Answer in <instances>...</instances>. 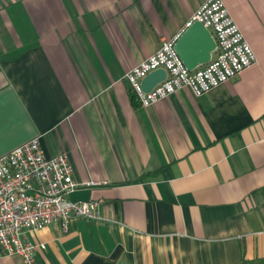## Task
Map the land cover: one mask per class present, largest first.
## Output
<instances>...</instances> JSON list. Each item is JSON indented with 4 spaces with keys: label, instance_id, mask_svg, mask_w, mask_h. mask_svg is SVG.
Instances as JSON below:
<instances>
[{
    "label": "crops",
    "instance_id": "1",
    "mask_svg": "<svg viewBox=\"0 0 264 264\" xmlns=\"http://www.w3.org/2000/svg\"><path fill=\"white\" fill-rule=\"evenodd\" d=\"M221 1L256 63L142 107L125 74L205 0H0V157L38 137L111 221L24 232L37 264H264V0Z\"/></svg>",
    "mask_w": 264,
    "mask_h": 264
},
{
    "label": "built area",
    "instance_id": "2",
    "mask_svg": "<svg viewBox=\"0 0 264 264\" xmlns=\"http://www.w3.org/2000/svg\"><path fill=\"white\" fill-rule=\"evenodd\" d=\"M193 22L201 23L215 43L210 61L188 71L174 50L177 38L162 42L153 55L124 76L142 107L151 106L184 88L194 96H202L256 63L255 54L221 0H205L187 27ZM156 70L165 72L164 80L144 93L141 81ZM79 187L73 180L67 156H45L38 137L1 156L0 258L17 255L24 264H37L35 253L45 246L26 242L23 239L26 231L57 225L66 232L73 219L111 222L100 212L101 201L70 199Z\"/></svg>",
    "mask_w": 264,
    "mask_h": 264
},
{
    "label": "water",
    "instance_id": "3",
    "mask_svg": "<svg viewBox=\"0 0 264 264\" xmlns=\"http://www.w3.org/2000/svg\"><path fill=\"white\" fill-rule=\"evenodd\" d=\"M215 43L207 29L199 22L191 23L176 39L174 50L180 61L188 71L210 61ZM165 78L163 70H156L148 74L141 81L144 93L150 92ZM129 86L128 82H125ZM130 89V87H129Z\"/></svg>",
    "mask_w": 264,
    "mask_h": 264
},
{
    "label": "trees",
    "instance_id": "4",
    "mask_svg": "<svg viewBox=\"0 0 264 264\" xmlns=\"http://www.w3.org/2000/svg\"><path fill=\"white\" fill-rule=\"evenodd\" d=\"M134 98H135V96L132 97V99H134ZM239 264H263V261L260 259H255L253 261H242Z\"/></svg>",
    "mask_w": 264,
    "mask_h": 264
}]
</instances>
